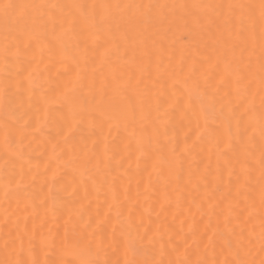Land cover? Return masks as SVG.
<instances>
[{"label": "bare ground", "instance_id": "bare-ground-1", "mask_svg": "<svg viewBox=\"0 0 264 264\" xmlns=\"http://www.w3.org/2000/svg\"><path fill=\"white\" fill-rule=\"evenodd\" d=\"M0 3V264H264L262 0Z\"/></svg>", "mask_w": 264, "mask_h": 264}, {"label": "snow or ice", "instance_id": "snow-or-ice-1", "mask_svg": "<svg viewBox=\"0 0 264 264\" xmlns=\"http://www.w3.org/2000/svg\"><path fill=\"white\" fill-rule=\"evenodd\" d=\"M262 5H264V0H262ZM11 7H13L11 4L0 3V10H3L4 12H7V10L9 8H11ZM18 86L22 87L23 86V82L21 81ZM64 95H65V98H67V90H66ZM0 98H2V94H0ZM5 139L7 141V137ZM66 242L69 245H71V247L73 249H75V250H79L80 249V245H79L78 242H75V243L72 242V241H66ZM34 264H36V262H34ZM55 264H68V262L61 261V262H55ZM73 264H76V262H73ZM78 264H96V262L92 261V260H81V261L78 262Z\"/></svg>", "mask_w": 264, "mask_h": 264}]
</instances>
